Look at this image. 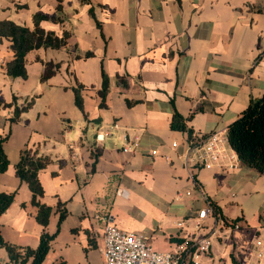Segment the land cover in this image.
<instances>
[{"label": "crops", "instance_id": "1", "mask_svg": "<svg viewBox=\"0 0 264 264\" xmlns=\"http://www.w3.org/2000/svg\"><path fill=\"white\" fill-rule=\"evenodd\" d=\"M35 12L58 16L40 25L70 36L64 47L29 50L25 78L6 74L13 52L0 37V98L20 106L34 96L16 120L13 105L0 107L8 159L0 192L14 193L0 213L1 237L35 248L46 231L53 237L43 264H105L103 217L111 214L159 251L208 236L197 264H264L256 255L264 250V173L242 164L226 140L227 125L264 93V0H0V20L32 28ZM43 61L59 66L41 80ZM76 80L86 117L74 103ZM174 111L194 137L204 135L196 147L170 127ZM213 131L215 159L203 147ZM26 147L50 159L38 171L40 201L51 207L45 226L15 173ZM208 204L223 218L198 219ZM58 205L65 216L57 226ZM0 264H10L3 247Z\"/></svg>", "mask_w": 264, "mask_h": 264}, {"label": "trees", "instance_id": "2", "mask_svg": "<svg viewBox=\"0 0 264 264\" xmlns=\"http://www.w3.org/2000/svg\"><path fill=\"white\" fill-rule=\"evenodd\" d=\"M86 1V0H81ZM56 10H61V4L56 6ZM90 13L92 14L91 8ZM57 20L58 16L47 15L42 12H35L32 15L33 26L16 23L10 19L0 20V37H6L10 40L12 49V57L5 63L6 74L12 77H26L25 55L26 53L39 47L61 48L66 46L69 32L63 31L61 35L56 34L52 30H47L40 25V21L44 19ZM88 54V53H86ZM43 71L40 79L48 78L58 68V63L43 61ZM84 84L75 81L72 86L74 94V103L82 111L84 117L86 113L83 107L82 90ZM109 88V78L105 72L101 71V86L97 90L100 96L99 106L105 107V97ZM34 96L30 97L24 104L17 106L12 101L5 102L0 98V107H9L13 105L11 120H16L20 113L27 110L32 104ZM170 127L180 129L187 133V139L191 146L198 145L204 135L196 138L193 135L192 128L186 124L178 112L174 111L170 120ZM4 137H0V172L4 171L8 164V159L2 148ZM226 140L230 148L236 153L237 158L244 165L254 167L259 173H264V93L257 97H250L246 107L227 125ZM49 157L39 155L36 148L26 147L19 155L15 163V173L20 180L25 181L31 191L30 205L35 211V219L37 222L45 226L51 213V207L40 201L43 189L38 179V171L46 166ZM14 193L0 192V213L4 211L12 202ZM25 206L24 204H22ZM213 212L218 217L223 218L219 210L212 204ZM59 210L57 226L65 216V209L57 206ZM53 233L50 234L42 231L39 235L38 244L35 248L27 246H19L6 242L0 235V247H3L8 256L10 264H43V259L48 251L50 240ZM180 241V239L178 240ZM52 264H64L63 260H59Z\"/></svg>", "mask_w": 264, "mask_h": 264}, {"label": "built area", "instance_id": "3", "mask_svg": "<svg viewBox=\"0 0 264 264\" xmlns=\"http://www.w3.org/2000/svg\"><path fill=\"white\" fill-rule=\"evenodd\" d=\"M102 138V133L96 134L97 140ZM219 140L217 132L213 131L203 142L204 152L212 159L216 158V146ZM125 147L131 148L130 145ZM208 213L218 217L214 214L211 204L199 210L197 217L201 219ZM103 221L101 251L105 264H197L198 258L210 247V238L204 236L197 241L180 240L171 250L159 251L151 246L144 234L120 229L112 221L111 214H106ZM181 224L182 221L178 222V225ZM196 225H199V221ZM256 255L264 257V250L257 251Z\"/></svg>", "mask_w": 264, "mask_h": 264}]
</instances>
